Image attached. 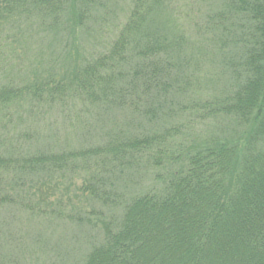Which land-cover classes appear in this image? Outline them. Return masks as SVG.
I'll list each match as a JSON object with an SVG mask.
<instances>
[{"label":"trees","instance_id":"trees-1","mask_svg":"<svg viewBox=\"0 0 264 264\" xmlns=\"http://www.w3.org/2000/svg\"><path fill=\"white\" fill-rule=\"evenodd\" d=\"M113 1L0 0V47L11 25L66 37L61 77H4L0 115L23 100L27 117L78 102L111 126L80 147L0 150V211L11 217L0 218V264L3 247L23 238L48 253L72 234L83 241L60 252L70 264H264V0H210L187 20V36L158 23L162 10L177 14L178 0H126L98 48L76 49ZM208 53L218 89L204 97L192 85ZM210 120L222 129L186 148L191 122ZM75 178L90 210L54 200L57 183Z\"/></svg>","mask_w":264,"mask_h":264},{"label":"rangeland","instance_id":"rangeland-1","mask_svg":"<svg viewBox=\"0 0 264 264\" xmlns=\"http://www.w3.org/2000/svg\"><path fill=\"white\" fill-rule=\"evenodd\" d=\"M209 3L210 0L206 4L201 1L178 0L176 3L177 14L174 15L170 10H162L158 14V23L163 28L168 27L174 33H183L187 36L188 29L190 31L192 29L187 20L194 19L196 21L198 13L204 12L205 6L207 4L210 5ZM126 5V0H114L109 4L108 7L112 12L103 16V20L98 19V24H95L97 29L93 31L94 34L82 36L79 41L83 44L82 46H78V42H75L74 47L76 49L81 47V50L88 51L98 48V44L105 41L110 29L120 24L123 20L121 11L124 10ZM8 32L3 46L0 47V83L4 81V77L7 78L5 83H7V80L19 81V78L21 80L22 78L31 77L33 72L50 74L55 81L61 77L60 61L63 52L61 47L66 37L62 38V34L59 31H53L46 37L35 33L32 28L11 25ZM197 51L205 53L200 47ZM210 57L211 62H208ZM204 58L205 61L201 59L198 67L199 71L196 73L197 78L193 80L192 89H197L195 95L201 93L199 96L208 97V94L217 92L211 86L216 88L218 86L211 85L208 82V79L214 75L212 66L214 63L212 60L215 57L208 53ZM192 64L195 66V63ZM192 70L193 68L188 69L190 72ZM207 74L208 76L206 77ZM68 104L69 107L61 109L50 110L43 108L39 114L34 110L27 117L26 114L29 108L25 109L27 104L23 100L18 105L16 104L19 106L18 108H13L6 113L3 111L0 115V150L8 149L12 154H31L33 153L32 150L37 148L39 150L49 148L50 151H54L55 147L59 149L66 148L65 144L68 147H80L83 144H89L88 140L93 141L94 138L100 137L107 132V117L105 114L104 116L100 115L95 106L88 108L78 102ZM71 106H75V108H71ZM3 114L5 115L3 116ZM11 114H14L16 119L14 117L10 121L8 118H10ZM190 126L193 127H189L183 134L185 137L183 144L186 148L190 146L189 143L191 141L195 144L197 141L206 140L208 137L216 135L222 129L223 124L210 120L206 122H191ZM82 181L81 178H75V181L72 180L71 184L64 180H60L57 183V191L55 192H60V195L56 194L54 200H59L61 209L76 212L78 207L79 209L86 208V210L92 208V204L84 199L85 196L81 195L80 192H76V188L79 189ZM149 182L148 179L144 178L138 184L148 187ZM104 213L110 216L107 211ZM6 216L7 212L1 210L0 218L2 217L8 224H11L10 215ZM7 227L12 229L13 225ZM54 232L56 234L59 233L58 226L54 228ZM2 234V237L8 235L9 238V234L12 233L6 230ZM17 235L18 238L25 237V230L20 231ZM33 235L35 236L36 234L34 233ZM74 235L76 234L69 235L66 239L68 243L64 242L61 247H58L57 243H55L56 247H54L53 243L49 244L48 249L50 250L48 253L41 250V247L45 246L27 247L26 240L23 238L18 247H10V249L6 246L3 247L5 259L8 264H70L68 257L65 260L60 257V252L72 253L74 247L79 248L77 246L82 237L80 234H77L76 237ZM52 240L50 235H45L44 241ZM82 241L80 244H82ZM56 250H58V253Z\"/></svg>","mask_w":264,"mask_h":264}]
</instances>
